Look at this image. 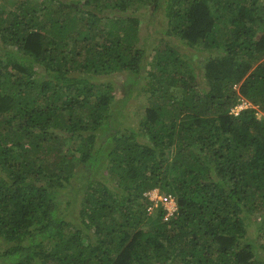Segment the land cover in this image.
<instances>
[{
    "label": "trees",
    "instance_id": "trees-1",
    "mask_svg": "<svg viewBox=\"0 0 264 264\" xmlns=\"http://www.w3.org/2000/svg\"><path fill=\"white\" fill-rule=\"evenodd\" d=\"M0 264H264V0H0Z\"/></svg>",
    "mask_w": 264,
    "mask_h": 264
},
{
    "label": "rangeland",
    "instance_id": "rangeland-1",
    "mask_svg": "<svg viewBox=\"0 0 264 264\" xmlns=\"http://www.w3.org/2000/svg\"><path fill=\"white\" fill-rule=\"evenodd\" d=\"M140 14V31L139 34L141 37L147 36V41L149 44H155L158 43L159 45L163 44L164 42L169 41L170 44H173L176 48L180 50V52L185 53L186 56L191 57L195 60H198L199 58L203 57L204 55L207 54L206 50L202 49H197L194 47H189L176 36H166L165 34L162 33V28L165 26V19L164 16L161 14L160 10L157 11L156 15L153 18H150V13L151 10L148 7L141 8L139 10ZM160 36L163 37V39L160 40ZM152 39H154L153 42ZM141 40H143L141 38ZM148 46V45H147ZM148 49L151 51V46H148ZM151 53V52H150ZM130 76L131 73H130ZM112 80V83L115 84L116 90V96H115V101L118 102L116 104L119 111L120 117L119 120L122 121L126 126L129 127H137V124L139 120L142 118L144 114V107L147 103V94L146 92L142 89V85L139 84L137 86H134L132 93L128 95L127 93V99L123 95V88H122V83L124 79V73L123 72H113L111 74H108L104 76L103 78H98V80ZM126 90H124L125 92ZM121 98V99H120ZM262 112L259 113L261 115ZM100 171L102 173H106L105 168H101ZM79 202L81 195L80 192L77 194L75 193L74 196ZM69 201V199H66ZM72 204V202H71ZM253 228L252 226L249 228L251 231ZM256 251H259L258 248L256 247ZM258 256L260 254L258 253Z\"/></svg>",
    "mask_w": 264,
    "mask_h": 264
},
{
    "label": "built area",
    "instance_id": "built-area-1",
    "mask_svg": "<svg viewBox=\"0 0 264 264\" xmlns=\"http://www.w3.org/2000/svg\"><path fill=\"white\" fill-rule=\"evenodd\" d=\"M238 85L239 84L235 82L233 87L235 89H238ZM247 107L255 108L256 114L259 116V113L261 111L260 109H258V106L256 104H253L250 100H248L244 96H240L239 100L236 101L230 107V112L233 114H237L243 108H247ZM144 195L152 202L147 207L149 211H151L153 206L157 205L158 203H161L164 209L163 219L169 218L177 209L175 196L170 192L162 193L159 191L157 187H154L146 190L144 192Z\"/></svg>",
    "mask_w": 264,
    "mask_h": 264
}]
</instances>
